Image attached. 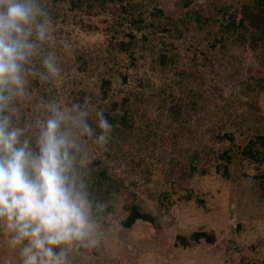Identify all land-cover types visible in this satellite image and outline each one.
Masks as SVG:
<instances>
[{"label":"rangeland","instance_id":"obj_1","mask_svg":"<svg viewBox=\"0 0 264 264\" xmlns=\"http://www.w3.org/2000/svg\"><path fill=\"white\" fill-rule=\"evenodd\" d=\"M120 2L143 23L110 31L119 4L89 16L67 2L40 0L48 38L25 66L24 91L5 110L24 129L23 139H37L51 105L70 110L72 84L99 93L101 79L111 82L108 99L90 113L130 100L133 127L115 133L116 160L106 157L107 144L79 138L83 165L102 157L112 182L93 201L100 205L96 243L75 248L71 264H264V160L242 157L264 136V39L256 44L239 18L230 27L245 0H192L189 7L184 0ZM122 39L133 42L128 55L119 51ZM163 54L172 58L165 67ZM49 55L58 74L44 66ZM172 112L180 113L177 121ZM220 131L232 139L220 142ZM132 204L153 221L124 227ZM198 232L211 240L197 241ZM9 238L0 228V264H20Z\"/></svg>","mask_w":264,"mask_h":264},{"label":"clouds","instance_id":"obj_2","mask_svg":"<svg viewBox=\"0 0 264 264\" xmlns=\"http://www.w3.org/2000/svg\"><path fill=\"white\" fill-rule=\"evenodd\" d=\"M46 16L40 0H0V228L20 264H71L70 253L94 245L98 231L100 205H94L80 174L84 159L77 156L83 150L79 138L95 134L87 107L51 105L35 148L5 114L24 91L25 66L37 55L38 42L48 38ZM44 66L59 73L51 55ZM95 115V140L107 144L113 124L102 109Z\"/></svg>","mask_w":264,"mask_h":264},{"label":"trees","instance_id":"obj_3","mask_svg":"<svg viewBox=\"0 0 264 264\" xmlns=\"http://www.w3.org/2000/svg\"><path fill=\"white\" fill-rule=\"evenodd\" d=\"M52 4L56 3H68L69 8L72 11H84L85 14L91 16H100L103 15L106 11L109 10V6L111 5H116L119 4L120 7H116L117 16L115 17V21H113L112 25H109L107 28H110L111 30H114L115 27L120 28L125 25V23H130V26H133L137 28L138 22L143 23V20L139 19L136 20L134 12H131L128 10V8L124 5L121 4V0H46ZM120 2V3H119ZM192 0H184V7H189L191 6ZM161 10H158L154 16H159L161 14ZM78 14V13H76ZM75 14V15H76ZM237 15V16H236ZM240 15V16H239ZM239 16V17H238ZM234 20L231 23L230 27L234 26L236 27L237 24V19L239 18V22L237 26H240L244 29H249L251 31L249 32V35L253 37V41L255 43L258 40V36L264 39V0H245L244 3L241 4L240 9H238L237 13L235 15L232 14L231 16ZM199 20V19H197ZM229 27V28H230ZM117 33H120L119 30H117ZM129 36L131 37V40H135V36L133 33H128ZM257 37V39H255ZM119 45V51L126 53L128 55L129 50H132L131 47L133 46L132 41H126V39H122L117 43ZM257 44V43H256ZM169 60H172V58L168 55H161L160 56V62L162 66H166L167 62ZM172 62V61H170ZM88 62L84 63V66L81 67V71H87L88 70ZM169 64V63H168ZM124 80H127L126 77H124ZM102 81V90L98 93L95 92L94 90H89V89H84L81 88L79 89L76 85L72 84V91L71 93H68V106L70 110L73 108L75 105H79L82 108L87 107L88 110V119L89 122L92 124L94 127L95 125V114L96 111L90 113V108L92 106H96L98 103L101 101H105L109 97V90L108 88L111 85V82L109 80L101 79ZM15 98V97H14ZM14 98L10 102V106L12 107V103L14 101ZM130 103L129 99H124L123 104H119L116 102H113L110 108L107 110H104V113L108 120L113 124V133H112V138L110 141L107 143L106 148H110L109 153H107L106 157H109L110 159L116 160V156L119 152V150H116L114 146L117 141L115 140V133H119V137L121 135V132L123 134L125 133L126 128H132L133 127V114L130 113V110L126 105ZM12 105V106H11ZM104 105V104H103ZM177 107V106H176ZM179 108V107H177ZM101 109V106H99V110ZM51 115V113H49ZM180 114V113H179ZM178 112H172V121H177L180 117ZM50 115H47L49 117ZM97 123V122H96ZM74 132H77L78 130L73 129ZM210 131V130H209ZM99 132H96L95 134H98ZM223 131H220L217 133V136L220 140V142L223 141V139H232L231 136H229L227 133L222 135ZM95 134L91 136L95 140ZM123 134L121 136H123ZM25 138V137H24ZM122 138V137H121ZM23 140V138L21 137ZM229 139V140H230ZM28 140L31 142V145L33 148L36 147V138H28ZM83 146V139L80 141ZM261 143V146L259 144ZM108 150V149H106ZM115 155H112V154ZM83 150L81 153H78V159L82 157L83 155ZM221 158L228 159L227 152L222 153L220 155ZM242 157L244 159H248L249 161H254L258 162L261 160H264V136H257L255 140H252L251 143L245 150L243 151ZM80 168V174L83 177V179L86 181L88 190L90 192L91 198L94 201L96 196L100 199V195L105 194L104 191L109 190L107 189L109 187L108 183L112 182L111 177L112 173H110V167L107 166L106 162L103 161V158L101 157L99 161H93L92 163L88 165H79ZM261 179L263 181L260 183L261 189L264 193V174L262 175ZM111 188V187H110ZM101 193V194H99ZM264 196V194H263ZM127 210L129 212L127 218L122 222L123 226L126 228H131L133 227L137 221H145V222H152L153 219L150 215L145 214L142 211V208L139 205L132 204L127 207ZM101 212H99L100 214ZM193 237L199 241L202 238H206L207 240H211V238L206 234V233H195ZM184 245H187L185 239H183Z\"/></svg>","mask_w":264,"mask_h":264}]
</instances>
